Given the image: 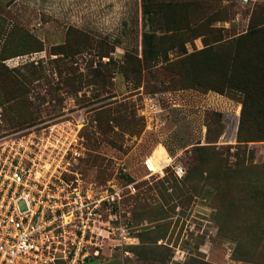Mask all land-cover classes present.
Returning a JSON list of instances; mask_svg holds the SVG:
<instances>
[{"label":"rangeland","instance_id":"obj_1","mask_svg":"<svg viewBox=\"0 0 264 264\" xmlns=\"http://www.w3.org/2000/svg\"><path fill=\"white\" fill-rule=\"evenodd\" d=\"M71 112L138 188L98 264H264V0H0V133Z\"/></svg>","mask_w":264,"mask_h":264},{"label":"built area","instance_id":"obj_2","mask_svg":"<svg viewBox=\"0 0 264 264\" xmlns=\"http://www.w3.org/2000/svg\"><path fill=\"white\" fill-rule=\"evenodd\" d=\"M85 121L71 112L0 133V264H84L133 239L122 207L136 182L87 169ZM144 164L157 179L187 173L168 152Z\"/></svg>","mask_w":264,"mask_h":264},{"label":"flooded vegetation","instance_id":"obj_3","mask_svg":"<svg viewBox=\"0 0 264 264\" xmlns=\"http://www.w3.org/2000/svg\"><path fill=\"white\" fill-rule=\"evenodd\" d=\"M91 157H92V156H91ZM87 169H88L90 172H94V173L98 172V167H97V165H95V164L92 165V163L87 164Z\"/></svg>","mask_w":264,"mask_h":264},{"label":"crops","instance_id":"obj_4","mask_svg":"<svg viewBox=\"0 0 264 264\" xmlns=\"http://www.w3.org/2000/svg\"><path fill=\"white\" fill-rule=\"evenodd\" d=\"M114 256V254H112V256H109V258L110 257H113ZM108 258V259H109ZM103 258H100V259H90V260H88V261H86L84 264H98V263H100V260H102ZM107 259V260H108ZM95 262V263H94Z\"/></svg>","mask_w":264,"mask_h":264},{"label":"trees","instance_id":"obj_5","mask_svg":"<svg viewBox=\"0 0 264 264\" xmlns=\"http://www.w3.org/2000/svg\"><path fill=\"white\" fill-rule=\"evenodd\" d=\"M36 119H37V118H33V119L30 120L29 122H33V121H35ZM29 122H28V123H29ZM95 162H96V161H95V158H94V157L92 158L91 155H89L88 158H87V164L92 163V165H93V164L96 165ZM105 172H106V171H105ZM105 172H104V173H105Z\"/></svg>","mask_w":264,"mask_h":264}]
</instances>
